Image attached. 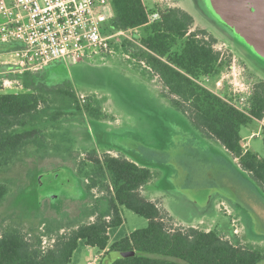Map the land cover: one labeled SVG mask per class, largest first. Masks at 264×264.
Returning a JSON list of instances; mask_svg holds the SVG:
<instances>
[{
    "label": "rangeland",
    "instance_id": "rangeland-1",
    "mask_svg": "<svg viewBox=\"0 0 264 264\" xmlns=\"http://www.w3.org/2000/svg\"><path fill=\"white\" fill-rule=\"evenodd\" d=\"M145 1L150 12L183 8L195 19L192 30H206L216 43L228 46L230 54L222 58L220 73L210 76L208 83L202 78L201 83L215 91V82L225 74L226 87L233 81L239 89L243 81L242 88L248 86L253 93L255 85L264 81V60L247 47L243 51L228 36L224 30L231 32L213 16L205 0ZM106 11L113 14L112 6ZM128 40V36L118 37L115 53L107 59L59 61L43 71H29L28 88L21 79L26 71L15 64L16 54L1 51L0 94L10 93L6 80H21L19 93L42 94L45 102L40 144L25 147L11 165L0 168V183L9 186L8 195L0 201V234L18 229L47 250L59 236L94 221L96 210L105 208L108 193L99 188L88 192V180L79 169L96 149L99 155L135 158L153 171L152 182L145 188L148 192L142 194L163 204L174 228L216 229L234 243L264 251V189L218 140L200 133L172 104L160 77L134 57ZM71 90L79 101L99 103L102 119L77 110L62 94ZM55 112L63 113L54 119ZM242 136L243 145L264 158V120L243 127ZM122 212L125 221L117 233L147 226L148 220L130 209L124 207ZM116 234L111 233V242ZM98 252L81 243L72 264H91ZM105 254L92 264H103Z\"/></svg>",
    "mask_w": 264,
    "mask_h": 264
},
{
    "label": "trees",
    "instance_id": "trees-1",
    "mask_svg": "<svg viewBox=\"0 0 264 264\" xmlns=\"http://www.w3.org/2000/svg\"><path fill=\"white\" fill-rule=\"evenodd\" d=\"M111 5L113 16L104 23L103 32L139 28L137 42L128 40L134 57L144 61L160 77L168 98L188 116L193 127L204 136L218 140L238 160L239 167L264 189V158L242 143L243 127L264 120V81L255 85L252 108L245 113L200 83L205 76L218 75L223 64L220 52L213 47L217 39L206 30H192L195 19L189 12L180 7L163 8L160 18L149 23L143 0H112ZM13 48L0 43V52ZM28 74L26 71L21 77L27 88ZM62 94L71 99L77 110L102 119L99 103L94 106L93 102L79 101L72 90ZM42 102H45L42 94L29 91L0 94V168L11 165L25 147L40 144ZM62 113L55 112L54 119ZM79 174L88 180V192L99 188L108 193L106 206L96 210L95 220L59 236L47 250L34 245L20 230H7L0 234V264H72L73 254L81 243L99 252L107 250L103 264H259L264 261V251L260 248L234 243L216 229L170 225L168 212L142 194V188L153 178V171L123 155L108 152L99 155L92 149ZM8 193L9 186L0 183V201ZM124 207L146 218L147 226L129 234L117 233L125 221ZM111 233H117L112 242ZM118 251L135 253L112 259L111 255Z\"/></svg>",
    "mask_w": 264,
    "mask_h": 264
},
{
    "label": "built area",
    "instance_id": "built-area-1",
    "mask_svg": "<svg viewBox=\"0 0 264 264\" xmlns=\"http://www.w3.org/2000/svg\"><path fill=\"white\" fill-rule=\"evenodd\" d=\"M111 1L0 0V43L14 47L8 53L16 54L15 64L21 72L39 71L54 61L107 59L115 53L114 42L118 37L128 36L130 40L137 42L135 37L139 36V28L110 34L103 32L104 23L113 16L106 11ZM146 7L149 23L160 18V9L165 8L150 12L147 5ZM131 33L135 36H129ZM213 47L220 52L221 60L226 53L230 54L226 44L215 43ZM1 54L3 53L0 52ZM127 57L129 58L128 55ZM140 62L152 71L144 61ZM232 70V75L236 77L234 65ZM226 77L228 76L222 74L215 82V91L207 84L200 83L237 109L249 113L253 103L252 90H248V86L242 88L243 81L240 82L242 87L239 86V89L235 88L233 81H228L230 86L226 87ZM204 79L207 83L211 80L210 76H205ZM4 86L9 88L10 93L17 94L23 88V83L21 80H6Z\"/></svg>",
    "mask_w": 264,
    "mask_h": 264
},
{
    "label": "water",
    "instance_id": "water-1",
    "mask_svg": "<svg viewBox=\"0 0 264 264\" xmlns=\"http://www.w3.org/2000/svg\"><path fill=\"white\" fill-rule=\"evenodd\" d=\"M208 9L228 26L250 50L264 59V0H205ZM135 252H115L111 258Z\"/></svg>",
    "mask_w": 264,
    "mask_h": 264
},
{
    "label": "crops",
    "instance_id": "crops-1",
    "mask_svg": "<svg viewBox=\"0 0 264 264\" xmlns=\"http://www.w3.org/2000/svg\"><path fill=\"white\" fill-rule=\"evenodd\" d=\"M144 1V3L146 4V1L145 0H143ZM56 62H59V61H54V62H52V63H50L49 65H47L45 68H43L42 69V71L43 70H45L47 67H49L50 65H52V64H54V63H56ZM41 71V70H40ZM254 134H256V133H253V135ZM224 147V146H223ZM225 148V147H224ZM226 150V149H225ZM227 151V150H226ZM125 157H127V158H129V159H131V160H133V161H135L137 164H139V165H143V166H146L145 164H143V163H140L138 160H136L135 158H131V157H128V156H126V155H124ZM234 161L237 163V159H234ZM147 167V166H146ZM153 179V178H152ZM152 179H151V181L148 183V184H150L151 182H152ZM147 185V184H146ZM146 185L142 188V192L143 193H145L147 190L145 189L146 188ZM148 192V191H147ZM146 198H148L147 197V195L145 196ZM150 200H152V201H156L157 202V199H155V198H149ZM159 201V200H158ZM160 202V201H159ZM159 205L160 206H162L168 213H169V211L163 206V204L160 202L159 203ZM169 216H171V214L169 213ZM172 217V216H171ZM93 218V217H92ZM135 230V229H134ZM207 231V230H206ZM130 232H132V231H129L127 234H129ZM88 247H91V246H88ZM92 249H95L94 247H91ZM106 251L107 250H105V251H103V252H98V254H97V256L96 257H98V256H103L104 255V253H106ZM95 257V258H96ZM94 258V259H95Z\"/></svg>",
    "mask_w": 264,
    "mask_h": 264
},
{
    "label": "flooded vegetation",
    "instance_id": "flooded-vegetation-1",
    "mask_svg": "<svg viewBox=\"0 0 264 264\" xmlns=\"http://www.w3.org/2000/svg\"><path fill=\"white\" fill-rule=\"evenodd\" d=\"M223 29V28H222ZM224 30V29H223ZM227 34H228V36H230L231 37V39L232 40H234V42H236V44L244 51V49H245V47H247V46H245L244 45V43H242L241 41H239L237 38H235L232 34H230L228 31H226V30H224Z\"/></svg>",
    "mask_w": 264,
    "mask_h": 264
}]
</instances>
